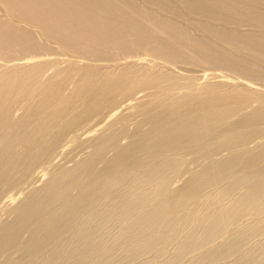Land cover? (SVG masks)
Segmentation results:
<instances>
[{"label":"bare ground","instance_id":"6f19581e","mask_svg":"<svg viewBox=\"0 0 264 264\" xmlns=\"http://www.w3.org/2000/svg\"><path fill=\"white\" fill-rule=\"evenodd\" d=\"M115 247L264 264V0H0V264Z\"/></svg>","mask_w":264,"mask_h":264},{"label":"rangeland","instance_id":"374dc122","mask_svg":"<svg viewBox=\"0 0 264 264\" xmlns=\"http://www.w3.org/2000/svg\"><path fill=\"white\" fill-rule=\"evenodd\" d=\"M195 70H198V69H195ZM116 228H117L116 225H114V226L112 227V232H113V233L117 231ZM171 246H172V245H169L168 248L170 249ZM116 249H117V250H116ZM115 250L118 251L119 253L116 252ZM113 251L116 252V253H114ZM153 251H154V250H152L151 253H150V252H147V254H146V252H144L145 254L143 253V255H140L141 257L139 256V258H138V256H137L136 258H135V257H134V258L132 257L131 259L127 257L128 259H126V258H124V256H123L124 254H123V255L120 254L119 248H118V247H115L114 250H112V252H111V253L113 254V255H111V256H112V258H111V259H112V260H111L112 263H111V264H121L120 262H121L122 260H123V263H122V264H134V263H135V264H136V263L140 264L139 262H143L142 260H146V259H148V258H150V257L152 258L153 256H154V257L152 258L153 260H152L151 263H149V264H152V263L155 264L157 261L162 260V258H164L165 255H166V254L164 255V254H162V253H160V254L157 253V254H156V253H154ZM152 253H153V254H152ZM148 254H149V255H148ZM115 255H118V256H116L117 259L115 258ZM121 255H122V256H121ZM155 255H156V256H155ZM157 255H160V257L157 256ZM162 255H163V257H162ZM120 256H121V261H120ZM145 256H146V257H145ZM137 258H138V259H137ZM113 259H114L115 261H113ZM135 259H136V260H135ZM139 259H141V260H139ZM154 259H155V260H154ZM156 259H157V260H156ZM117 260H118V261H117ZM124 260H125V261H124ZM128 260H129V262H128ZM126 261H127V262H126ZM136 261H137V262H136ZM133 262H134V263H133ZM218 263L220 264V261H219Z\"/></svg>","mask_w":264,"mask_h":264}]
</instances>
